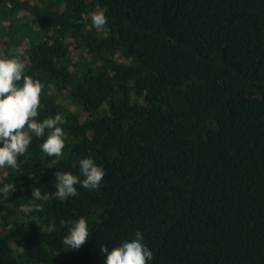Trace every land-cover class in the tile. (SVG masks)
<instances>
[{
  "label": "trees",
  "instance_id": "16d2710c",
  "mask_svg": "<svg viewBox=\"0 0 264 264\" xmlns=\"http://www.w3.org/2000/svg\"><path fill=\"white\" fill-rule=\"evenodd\" d=\"M97 11L101 30L82 19ZM0 37L45 85L37 119H66L60 157L32 134L3 167L0 264H104L137 231L148 264H264V0H0ZM89 157L99 190L53 198ZM80 217L91 236L67 248Z\"/></svg>",
  "mask_w": 264,
  "mask_h": 264
},
{
  "label": "clouds",
  "instance_id": "9594fccd",
  "mask_svg": "<svg viewBox=\"0 0 264 264\" xmlns=\"http://www.w3.org/2000/svg\"><path fill=\"white\" fill-rule=\"evenodd\" d=\"M91 19V26L97 30L104 29L108 17L103 11L91 14H82V19ZM26 65L19 58L0 59V168L5 166L16 169L18 158L23 156L32 143V134L36 137H45L42 144L43 152L49 157H60L66 147V133L60 126L66 123L62 114L38 120V109L41 107L42 92L45 85L29 75H25ZM50 167V166H49ZM79 168L83 174L74 175L71 171L55 173V191L52 197L64 201L78 195V187L99 190L106 175V170L98 166L92 158H83L79 161ZM15 191V185L5 184L0 188V194L7 196ZM32 198L47 200L48 194L42 193L40 188L32 189ZM61 224H70L68 235L63 244L67 248L79 249L91 236L88 221L80 217L75 222L61 221ZM55 230L49 225L47 231ZM101 252L107 253L104 264H148L154 254L144 243L140 231L135 233V239L125 240L111 250L101 246Z\"/></svg>",
  "mask_w": 264,
  "mask_h": 264
},
{
  "label": "rangeland",
  "instance_id": "374dc122",
  "mask_svg": "<svg viewBox=\"0 0 264 264\" xmlns=\"http://www.w3.org/2000/svg\"><path fill=\"white\" fill-rule=\"evenodd\" d=\"M26 14L24 13V12H21V13H19V17H22V16H25ZM10 24V22H5L3 25H4V27H3V29H2V31L3 32H7L6 30H7V28H9V25ZM7 34V33H6ZM27 41H25V43H26ZM3 43H4V40L3 39H1V37H0V54L2 55V56H4V52H2V50L1 49H3V48H5L4 47V45H3ZM19 52L21 51V48H18L17 49ZM70 50H71V56L73 57V60H78L79 59V56L81 55V51L77 48V44L76 43H73L71 46H70ZM12 52H14V50L12 51ZM84 55H86V53L84 52ZM86 57L87 58H90L88 55H86ZM117 58L119 59V60H122V58L120 57V56H117ZM64 105H66V103H64ZM67 106H70V105H67ZM71 109L72 110H74V111H76L77 109L74 107V106H71ZM6 175V172H4V170H3V168H0V176L1 175Z\"/></svg>",
  "mask_w": 264,
  "mask_h": 264
}]
</instances>
